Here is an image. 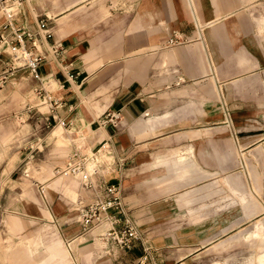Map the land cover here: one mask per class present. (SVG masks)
Instances as JSON below:
<instances>
[{
    "label": "crops",
    "instance_id": "crops-1",
    "mask_svg": "<svg viewBox=\"0 0 264 264\" xmlns=\"http://www.w3.org/2000/svg\"><path fill=\"white\" fill-rule=\"evenodd\" d=\"M0 12V32L11 37ZM39 16L52 30L40 46L42 80L18 69L0 89L17 83L32 92L23 109L36 112L34 135L65 128L73 148H99L103 165L92 187L62 171L73 148L57 168L62 175L48 165L41 179L0 175V264H216L248 253L234 248L232 236L242 229L251 230L245 239L256 238V261L264 264V235L257 232L264 223L226 221L231 237L219 239L215 200L217 132L231 152L264 147V0H26L11 20L36 29ZM173 36L179 41L170 43ZM51 44L59 45L58 55ZM0 48L2 71L7 42ZM40 85L60 104L41 102ZM118 110L121 125L107 118ZM54 148L67 150L62 138ZM236 176L222 178L229 185ZM109 183L120 186L117 225L128 219L140 232L130 247L107 234L110 222L85 229L81 220V206L104 197ZM231 188L247 216L264 213L254 195ZM205 198L207 206L196 205ZM201 209L206 217L195 219Z\"/></svg>",
    "mask_w": 264,
    "mask_h": 264
},
{
    "label": "rangeland",
    "instance_id": "rangeland-1",
    "mask_svg": "<svg viewBox=\"0 0 264 264\" xmlns=\"http://www.w3.org/2000/svg\"><path fill=\"white\" fill-rule=\"evenodd\" d=\"M3 18L5 17L0 12V23H2ZM30 98H32V92L29 93L22 90L21 85L17 83L0 89V175H12L17 178H29L33 176L41 179L46 177V165L51 167L53 175H62V173L57 172V168L65 164L66 157L73 148L70 140L72 136L65 131V128L61 129L60 127V132L57 131L58 133L56 130L54 134L51 133L50 128L42 135H34L36 112L27 113L23 109V105ZM19 109H22V117L16 115ZM18 114L19 116L22 115L20 112ZM5 134H8L7 139L3 138ZM46 135L48 136L47 141H42V138ZM65 136L67 139L64 138ZM39 137H41L40 140ZM172 137V139L167 140V143H173L178 138L176 135ZM60 138H62L67 146V150L63 155L57 152V148H54L57 145V140ZM31 144H34L35 147L39 145L40 147H38L42 148V150L39 151L38 148L31 146ZM217 145L222 146V150L218 151L217 154L216 189H220H217L218 191H216L215 196L217 208L216 223L217 229L219 228L216 231V237L224 240L226 236L229 235L230 238L232 234V232H226V227L223 226L226 221L236 224L248 219L247 222L264 223V213L260 216H255V213L250 216L246 215L247 208L243 207L237 197V193L231 188V186H237L245 195H254L257 204L263 206L260 212L264 211V199L259 198L264 186V147L233 146L231 152L228 148L224 149L226 145L225 138L223 134L220 135L219 131L217 132ZM33 148L34 151L32 150ZM28 153L30 155L34 153V156L22 160L21 158ZM230 158L231 164L228 162ZM222 160H227V165L221 166ZM229 173L237 175L230 182L229 185L231 186L226 184L222 178V176ZM242 177L244 183H241ZM212 200L214 201V198ZM208 202L207 198L200 199L196 205L203 207L205 204L207 206ZM220 205L223 206L220 207ZM203 211L201 209L200 212L202 214L195 216V219L206 217L203 215ZM249 231L251 230L242 229L235 232L232 236L234 238L233 244L237 246L234 247L236 248L235 250L245 249L246 251L248 249V253L234 255L229 258H225V256L218 257L216 264H257L255 257L257 250L256 238L245 239V235ZM257 232L260 236L264 235V230ZM260 239V242H262L261 237ZM221 246V248H224L225 245L222 243Z\"/></svg>",
    "mask_w": 264,
    "mask_h": 264
},
{
    "label": "built area",
    "instance_id": "built-area-1",
    "mask_svg": "<svg viewBox=\"0 0 264 264\" xmlns=\"http://www.w3.org/2000/svg\"><path fill=\"white\" fill-rule=\"evenodd\" d=\"M26 0H0L1 9L7 16L5 27L10 26L13 34L9 37L4 32H0V44L7 42L8 57L4 60L5 67L0 71V85L5 83L12 74L18 69H26L36 79L42 80L40 66L44 60V54L40 50L42 39L48 40L52 35V30L47 16H39L37 18V28L30 29L19 25H14L11 18L18 13L20 6ZM179 38L173 36L170 38V43L178 42ZM50 49L54 55H58L60 47L58 44H51ZM0 48V60H1ZM3 62V61H2ZM68 78H74L75 74L67 70ZM39 94L42 96L43 103H49V106L59 105L60 100L50 94L44 85L37 88ZM33 105H30L32 107ZM121 112L108 111L107 118L112 120L114 124L121 125ZM62 126L68 127V122L65 119L60 120ZM103 151L111 152L103 144ZM97 150L87 151L81 144L73 148L70 154V161L62 171L66 173L80 174L83 185L86 187L94 186L95 182L92 175L99 171L103 165L101 160V153ZM106 195L104 197H97L94 201L82 205L80 208L81 220L84 228H88L91 224H98L101 222H110V227L107 234L113 236L116 241L125 247L132 246L135 239L140 237L138 228L130 221L126 220L124 224L118 226L120 221V212H123L122 199L120 193V186L118 183H109L105 185ZM147 254L143 258L146 259Z\"/></svg>",
    "mask_w": 264,
    "mask_h": 264
},
{
    "label": "bare ground",
    "instance_id": "bare-ground-1",
    "mask_svg": "<svg viewBox=\"0 0 264 264\" xmlns=\"http://www.w3.org/2000/svg\"><path fill=\"white\" fill-rule=\"evenodd\" d=\"M77 130V129H76ZM72 131V130H71ZM79 133V132H78ZM84 136V135H83ZM84 138V137H83ZM86 139V138H85ZM77 140V139H76ZM80 140V139H79ZM105 156V155H104ZM77 175V174H76Z\"/></svg>",
    "mask_w": 264,
    "mask_h": 264
}]
</instances>
